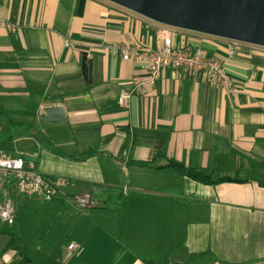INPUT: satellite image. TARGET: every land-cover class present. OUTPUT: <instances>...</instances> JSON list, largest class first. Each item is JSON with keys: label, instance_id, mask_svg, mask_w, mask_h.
Masks as SVG:
<instances>
[{"label": "crops", "instance_id": "crops-1", "mask_svg": "<svg viewBox=\"0 0 264 264\" xmlns=\"http://www.w3.org/2000/svg\"><path fill=\"white\" fill-rule=\"evenodd\" d=\"M0 20V82L11 87V125L28 129L17 135L26 142L19 158L73 183L42 204L37 232L24 231L19 215L39 201L12 195L15 221L0 232L4 264H264V187L256 181L264 178V53L239 48L228 57L222 40L168 32L102 0H0ZM165 32L174 47L221 58L234 91L165 67L152 88L120 108L119 92L145 71L111 46L154 51ZM82 56L91 82L81 74ZM47 106L63 107L64 121L35 133ZM87 153L80 161L65 157ZM169 160L214 178L245 174L246 181L202 185L166 167ZM106 188L122 193L117 211L101 207ZM85 192L95 205L76 218L75 240L59 245L67 224L59 227L57 217ZM203 252L213 257L197 259Z\"/></svg>", "mask_w": 264, "mask_h": 264}, {"label": "built area", "instance_id": "built-area-1", "mask_svg": "<svg viewBox=\"0 0 264 264\" xmlns=\"http://www.w3.org/2000/svg\"><path fill=\"white\" fill-rule=\"evenodd\" d=\"M5 22L0 20V26ZM162 44L157 50L143 49L138 46L112 45L114 53H120L125 62L131 61L145 71L144 76L133 80L128 89L119 92L117 103L120 108L128 109L131 97L144 93L153 87L165 67L184 69L192 74H203L209 84L216 85L224 93L234 91V83L226 72L224 61L205 53L201 48H183L172 45L171 36L165 32ZM226 44L228 57L237 53L238 43L222 40ZM73 187V183L62 177H45L32 162L0 151V232L2 226H12L15 221L16 206L12 195L36 198L41 204L50 201L55 195ZM72 203L81 209L95 205L91 194L82 193L71 196ZM73 244L68 249H73ZM0 264H4L0 258Z\"/></svg>", "mask_w": 264, "mask_h": 264}, {"label": "water", "instance_id": "water-1", "mask_svg": "<svg viewBox=\"0 0 264 264\" xmlns=\"http://www.w3.org/2000/svg\"><path fill=\"white\" fill-rule=\"evenodd\" d=\"M150 22L180 31L264 49V0H102ZM91 82V63L81 58ZM41 121H64L61 106L42 108Z\"/></svg>", "mask_w": 264, "mask_h": 264}, {"label": "rangeland", "instance_id": "rangeland-1", "mask_svg": "<svg viewBox=\"0 0 264 264\" xmlns=\"http://www.w3.org/2000/svg\"><path fill=\"white\" fill-rule=\"evenodd\" d=\"M163 27H161V30ZM168 32H171L172 28L165 27ZM163 29V30H164ZM222 40V39H219ZM242 49L246 52H252V53H264V49L253 47L249 45H244L238 43V49ZM237 54V53H236ZM257 54V55H259ZM10 87V86H9ZM11 88V87H10ZM8 88L7 84H4L3 82H0V151L10 154L12 156L20 157L21 153L23 152L22 149L26 148V142L25 140H22L21 138H18L17 135L24 136L26 134L27 128H17L13 125H9L8 120H11V89ZM26 102L29 104L31 100H26ZM16 106H19L20 104H16ZM21 106V105H20ZM40 120V119H39ZM36 120L33 132L35 133H41L42 130H45V128H48V126H51L50 123H47L45 121H39ZM20 121V120H19ZM56 127H59V125H56ZM45 133V131H44ZM48 136V134L46 133ZM12 137V138H11ZM36 146V144H34ZM65 151H68L67 148H63ZM73 153V152H71ZM245 174H240L239 177L243 176ZM71 203V202H70ZM72 205V203H71ZM32 208H22L20 210L19 220H20V227L23 228L24 231H28L32 228V231H39V228H41V225L44 223V211L45 207L40 202H37V206L31 203ZM74 205L69 206L65 205L66 208H69L70 213L63 214L65 216H59L57 217V221L59 224V227L61 224L66 223L67 225L64 226V230H66L63 234L57 235V238L55 241L58 242L60 245L62 242L66 245L68 242L75 240L73 238L74 234H69V232L74 228L76 218H80L83 214H85L86 209H80L78 207H73ZM49 208V206H48ZM62 210V209H61ZM74 218H73V217ZM42 219V221H41ZM49 222H47V225L52 224V221H50V218L48 219ZM84 224H88L87 222H83ZM25 226H28L27 228ZM58 227V228H59ZM58 232V231H57Z\"/></svg>", "mask_w": 264, "mask_h": 264}, {"label": "trees", "instance_id": "trees-1", "mask_svg": "<svg viewBox=\"0 0 264 264\" xmlns=\"http://www.w3.org/2000/svg\"><path fill=\"white\" fill-rule=\"evenodd\" d=\"M8 124H13V122H11V120H8ZM16 125L18 126H27L26 122H15ZM89 155V153L87 154H82L79 156H75V157H70V156H65L67 159L69 160H74V161H80L83 159H86V157ZM163 154H157V157L162 156ZM39 158V154H37L36 157H34V161L37 162ZM153 162V161H152ZM152 162H150L149 164H151ZM166 167L174 170L175 172H177L180 176L182 177H187L189 179H191L192 181L202 184V185H217L219 183H223V182H245L246 180L243 178H240L238 175L236 177H231V176H223V177H213V173L207 169H199V168H191V167H187L179 162L176 161H171L169 160L166 164ZM261 186L264 187V178L262 179H257L256 180ZM88 187H91L92 185L88 184ZM105 194H106V198L101 201V207L103 209L106 210H111V211H117L121 205V201H122V193L120 192V190L115 189V188H106L105 189ZM12 197V196H11ZM213 257V255L210 252H203L201 254H199L197 256V259H211ZM221 264H228V263H224L222 262Z\"/></svg>", "mask_w": 264, "mask_h": 264}]
</instances>
